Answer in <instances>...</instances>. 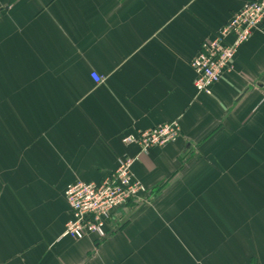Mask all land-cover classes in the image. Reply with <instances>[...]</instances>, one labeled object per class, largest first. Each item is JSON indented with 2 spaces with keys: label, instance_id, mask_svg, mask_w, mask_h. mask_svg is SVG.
I'll use <instances>...</instances> for the list:
<instances>
[{
  "label": "crops",
  "instance_id": "crops-1",
  "mask_svg": "<svg viewBox=\"0 0 264 264\" xmlns=\"http://www.w3.org/2000/svg\"><path fill=\"white\" fill-rule=\"evenodd\" d=\"M252 1L0 0V264H264V26L212 96L191 68ZM125 156L148 194L107 239L64 238L68 186Z\"/></svg>",
  "mask_w": 264,
  "mask_h": 264
},
{
  "label": "built area",
  "instance_id": "built-area-1",
  "mask_svg": "<svg viewBox=\"0 0 264 264\" xmlns=\"http://www.w3.org/2000/svg\"><path fill=\"white\" fill-rule=\"evenodd\" d=\"M263 26L264 0H255L235 13L217 34L204 40L191 62L198 94L213 95L215 86L232 71L238 50ZM92 77L96 84L103 82L97 74ZM180 134V126L169 123L130 133L123 138V143L137 146L139 157L147 155L153 148L176 142ZM137 159L129 156L119 158L117 169L102 184L77 181L68 186L65 198L71 208L72 219L66 224L64 238L76 241L87 238L103 241L108 238V223L113 212L148 194L146 186L133 176V165Z\"/></svg>",
  "mask_w": 264,
  "mask_h": 264
}]
</instances>
